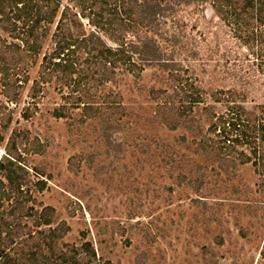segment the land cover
<instances>
[{"label": "rangeland", "instance_id": "1", "mask_svg": "<svg viewBox=\"0 0 264 264\" xmlns=\"http://www.w3.org/2000/svg\"><path fill=\"white\" fill-rule=\"evenodd\" d=\"M168 20V35L158 38L181 62L183 79L203 88L208 104L215 93L236 89L259 112L264 75L211 6L183 5ZM141 65L140 75L121 72L106 89L122 96L126 113L114 148L102 138L100 120L81 121V109L54 116L64 104L55 84L31 97L39 63L18 102L8 100L0 73V159L15 135L32 182H47L44 191L33 187L31 205L53 206V227H70L63 242H92L95 264H264V173L254 157L243 164L239 155L251 156L250 149L237 147L228 166L201 154L203 135L196 132H207L211 110L201 104L186 117L189 105L170 96L169 71L156 62ZM24 224L36 228L33 219Z\"/></svg>", "mask_w": 264, "mask_h": 264}, {"label": "trees", "instance_id": "2", "mask_svg": "<svg viewBox=\"0 0 264 264\" xmlns=\"http://www.w3.org/2000/svg\"><path fill=\"white\" fill-rule=\"evenodd\" d=\"M63 1L0 0V73L10 102L19 101L31 80L30 70L39 63L31 97H39L46 84H55L64 104L54 116L67 117L71 108L81 109L82 122L100 120L106 145L120 147L113 136L126 116L123 98L106 89L121 72L140 75L141 63L156 62L172 77L170 96L189 105L186 117L201 104L211 110L207 132H196L203 135L200 153L228 166L236 148L245 147L252 155L241 151L240 162L254 157L264 173V104L259 112L249 110L236 89L215 93V104H208L207 92L183 79L181 62L158 38L168 35L165 24L175 19L181 6L209 4L252 53L264 75V0H67L66 5ZM171 39L181 42L176 35ZM216 103L225 107L222 113L215 111ZM187 121V125L193 122ZM175 123L173 127L179 121ZM3 140L0 136V145ZM30 175L13 135L0 159V264H95L92 242L80 246L63 242L70 227L66 231L61 224L53 227V206L38 210L31 205L33 187L44 191L47 182H32ZM29 218L34 230L24 224Z\"/></svg>", "mask_w": 264, "mask_h": 264}]
</instances>
